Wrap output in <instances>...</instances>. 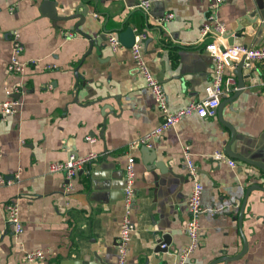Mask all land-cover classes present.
I'll list each match as a JSON object with an SVG mask.
<instances>
[{"label":"crops","instance_id":"crops-1","mask_svg":"<svg viewBox=\"0 0 264 264\" xmlns=\"http://www.w3.org/2000/svg\"><path fill=\"white\" fill-rule=\"evenodd\" d=\"M45 1L55 3V14L42 10ZM144 1L0 0V175L20 174L14 184L0 187V264H26V253L35 250L47 253L38 264H118L130 157L136 159L137 196L128 264H178L190 243L186 146L204 186L205 209L200 247L187 264L236 257L245 243L242 258L217 264H264V191H252L242 212L248 189L264 188V171L236 158L230 157L235 168L214 160L231 140L218 116L186 117L153 141L150 153L143 152L140 138L160 126L162 114L136 71L131 50L113 52L105 40L129 27L149 34L145 61L175 112L206 98L213 60L206 50L211 40H202L201 30L216 0H149L148 13L140 8ZM82 5L88 10L85 21L77 15ZM168 14L175 19L161 26ZM218 14L228 32L238 28L241 18L254 16L255 32L243 44L264 46V0H226ZM15 30L21 34L26 65L20 77L7 72L9 35ZM97 40L99 47L93 45ZM254 69L258 82L246 83L225 105L222 118L236 131V150L255 152L264 164V69ZM227 76L234 77L230 66ZM19 84L25 89L13 95L20 102L18 113L2 120L1 104ZM235 94H225L221 103ZM87 137L97 142L90 144ZM90 152L99 158L72 180L73 190L67 192L65 175L51 174L49 165ZM10 200L20 207L24 231L19 240L5 218ZM165 236L168 252H159Z\"/></svg>","mask_w":264,"mask_h":264},{"label":"built area","instance_id":"built-area-1","mask_svg":"<svg viewBox=\"0 0 264 264\" xmlns=\"http://www.w3.org/2000/svg\"><path fill=\"white\" fill-rule=\"evenodd\" d=\"M226 0H216L211 12L206 18L202 26L201 37L202 40L210 39L206 50L211 55L213 60V76L210 85L206 88V98L196 102L192 101L188 105L179 110L172 112L169 109L168 96L162 83L154 77L151 73L144 57V46L149 39V34L145 31L134 30L135 42L130 49L133 61L136 65L137 73L144 79L146 86L151 90L156 106L162 114V123L159 127L148 132L140 138L138 145L151 147V143L155 140H160L164 133L176 127L184 118L197 116L201 119H209L217 116V109L221 104V99L225 94H231L238 91L236 80L233 76H227V69L229 67L227 58H232L236 61H243L244 68L254 69L255 65H259L264 69V46L263 47H234L230 48L227 44L226 36L230 34L226 25L219 18V9ZM140 8L148 13L151 8V2L144 1ZM175 19L174 14H168L159 21L161 26H165ZM9 40L12 44V54L7 66L9 76L20 77L23 76L26 65L21 58L24 53V47L21 41V34L15 30L10 32ZM108 47L113 52H118L125 49L120 42L118 36L108 37ZM223 47V50L222 48ZM25 89L24 84H19L9 92V98L1 104L2 120H7L9 116L18 113L20 102L14 98V94H21ZM90 144H95L97 140L92 137H87ZM184 168L192 182V188L188 201V223L187 234L190 239L189 245L183 249L179 258L178 264H187L188 258L200 247L201 243V226L200 217L205 212L203 207V193L204 186L198 179V168L194 162L193 154L189 146L184 148ZM99 158L95 152H90L86 156L70 155L65 161L53 162L49 165V172L51 174H64L68 183L65 185V190L71 192L73 185L71 184L77 175L83 171L89 164ZM214 160L219 163H226L231 168L236 167L235 161L224 151H217L213 155ZM136 159L130 157L125 168V178L123 189L124 196V216L120 223L119 239L117 244V251L119 255L118 264H128L130 243L136 226L132 220V212L134 210L136 200ZM20 174H16L12 178H7L0 175V187L9 186L18 181ZM6 222L12 226L13 234L16 240H19L24 231L20 219V207L16 200H10L5 206ZM166 248V245H162ZM47 253L43 250H35L26 253V264H38L44 261Z\"/></svg>","mask_w":264,"mask_h":264},{"label":"water","instance_id":"water-1","mask_svg":"<svg viewBox=\"0 0 264 264\" xmlns=\"http://www.w3.org/2000/svg\"><path fill=\"white\" fill-rule=\"evenodd\" d=\"M148 1V0H147ZM47 7V8H45ZM84 11L78 13V18H80L82 21H85L87 15H88V10L86 8V6L82 5V7ZM42 10L47 13L48 15H53L56 12V7H55V3L51 2V1H45L43 6H42ZM51 18H53L54 16H50ZM254 17V16H253ZM252 16H245L243 18H241L238 22V28L234 31V32H230V34H228L225 38H226V42L228 44V46L230 48H234V47H247L246 44H243V40L245 39L246 35H253L255 30H254V21L252 20L253 18ZM119 39L120 42L122 43V45L127 48V49H131L134 45L135 42V33H134V29L132 27H129L126 31L122 32L119 35ZM105 40H108V38H105ZM101 41L97 40L96 42L93 43L94 46L99 47ZM223 50V47H221ZM228 65L230 66V68L232 69V73L234 75V78L238 80V91L236 92V94L228 101L222 102L219 106V108L217 109V116L219 118V121L224 124L230 131L231 133V140L228 142V144L225 147V152L228 154L229 157L231 158H236L239 159L247 164H251L253 166L259 167L260 169H262L264 171V164L262 162L257 161L254 156L259 159L258 157H261L260 155H256L255 152L252 151H248V152H244L241 149L236 150L235 145H236V140H237V134L235 129L229 124L227 123L225 120H223L222 118V110L225 107V105H227L228 103H230L232 100H234L236 97H238L242 91L245 89V85L246 83H251V85L256 84L257 78H256V74H255V69H248V68H244L243 65V61L239 62V61H234L232 58L228 57ZM18 96H16L15 98H17ZM142 151L143 152H151L150 148H148L147 146H141ZM157 167H159V165H157ZM162 172L163 168H162ZM125 187V184L123 186V189ZM254 190H262L264 191V188L261 185H253L251 186L248 191H247V195H246V200L244 201L243 207H242V212H244L248 197L250 195V193ZM241 215L239 218L240 224H241ZM168 236H165L163 238L162 241L158 242V251L159 252H168V247H169V238H167ZM162 245H166V248H162ZM248 249V245L247 243H245V249L243 250V252L241 254H239L236 257H223L220 258L219 260H217L216 262H214L215 264L217 263H221V262H225L228 263L229 261H233V260H237L243 257V255L246 253Z\"/></svg>","mask_w":264,"mask_h":264}]
</instances>
